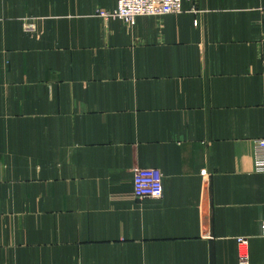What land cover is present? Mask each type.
<instances>
[{"label": "crops", "instance_id": "1", "mask_svg": "<svg viewBox=\"0 0 264 264\" xmlns=\"http://www.w3.org/2000/svg\"><path fill=\"white\" fill-rule=\"evenodd\" d=\"M115 5L0 0V264H264V0Z\"/></svg>", "mask_w": 264, "mask_h": 264}, {"label": "built area", "instance_id": "2", "mask_svg": "<svg viewBox=\"0 0 264 264\" xmlns=\"http://www.w3.org/2000/svg\"><path fill=\"white\" fill-rule=\"evenodd\" d=\"M181 11V0H116L112 10H98L97 14L104 20L118 19L127 25L134 23L136 17L152 15L161 16ZM264 22V12H263ZM24 28H33L32 23H25ZM254 164L257 170L264 171V138L254 140ZM132 188L135 198L159 199L162 196V174L156 168H136L133 172ZM264 232V224H262ZM238 257L246 264V239L237 238Z\"/></svg>", "mask_w": 264, "mask_h": 264}]
</instances>
